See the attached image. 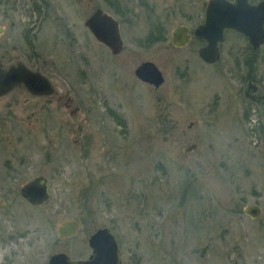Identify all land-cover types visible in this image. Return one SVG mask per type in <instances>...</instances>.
Returning a JSON list of instances; mask_svg holds the SVG:
<instances>
[{
	"label": "rangeland",
	"instance_id": "374dc122",
	"mask_svg": "<svg viewBox=\"0 0 264 264\" xmlns=\"http://www.w3.org/2000/svg\"><path fill=\"white\" fill-rule=\"evenodd\" d=\"M33 1L0 0V62L34 47L55 95L0 101V222L9 230L0 264H47L57 253L84 260L89 237L105 228L121 264H264V119L244 100L240 75L224 62L203 65L196 43L143 50L129 40V62L152 61L163 74L155 89L83 37L80 0H36L45 13L35 25ZM238 42L228 37L222 51ZM192 143L198 150L185 153ZM38 176L50 197L32 206L20 188ZM247 205L261 217L245 216ZM71 221L76 234L60 238Z\"/></svg>",
	"mask_w": 264,
	"mask_h": 264
},
{
	"label": "flooded vegetation",
	"instance_id": "af4514ba",
	"mask_svg": "<svg viewBox=\"0 0 264 264\" xmlns=\"http://www.w3.org/2000/svg\"><path fill=\"white\" fill-rule=\"evenodd\" d=\"M210 1L211 0H80V26L83 24V37H87V34L90 35L98 46L103 49L102 52L107 56L105 58H109L111 61L117 60L119 62L121 67H119L118 70L121 72H129L131 69L130 66L134 65V75L137 68H139L142 64L153 62L142 61L137 65L133 61L129 62V59H133L136 56L135 52L128 47V43L130 42L129 40L132 42L131 46H138L143 50H152L151 48L153 47L164 46L165 44H170L173 49H183L193 43L199 44L200 47L197 51V56L201 63L208 67H218L224 62L223 64L227 65L228 70L240 75L239 79H236H238L240 83L244 84V100L250 102L259 109L261 108L262 118L264 119V91L262 92L264 72L263 69L261 70L259 68H262L259 61H262L264 58V43L254 46L244 35L237 33L234 30H226L223 34V42L219 45V60L213 64H207L199 57V51L204 47V43L197 38L196 31L205 21V10ZM225 1L229 4H234L237 0ZM241 1V7H244L241 9V15L242 13H247V8L249 7H258L255 17L260 25L264 17V0ZM35 2L36 0L33 1L34 6L30 9L33 10V13L38 9ZM43 10L44 9L40 7L37 11L39 16L34 18V25L41 20V16L45 13ZM174 21H177V23L172 26L171 23ZM93 28L98 32V37L92 32ZM261 32V37L263 38V25L261 27ZM67 33L69 36L71 33L74 34L71 30H68ZM115 33H117V35L114 37ZM2 34L3 28L0 27V36H2ZM230 36L236 38L237 43H239V40H242L245 43L244 47H240L239 50L233 49L223 52L222 47L226 43L227 38ZM117 40H120L121 42L118 46L116 44ZM105 42L112 44L113 49H111V47H109V45ZM232 44L236 48L239 47L236 46V42H233ZM119 47L121 50L115 53V50ZM29 51L30 53L28 55ZM17 63L24 65L25 68L32 72L40 73L54 87L49 77L37 68L38 66H44V60H42V56L39 52L35 51L34 47H30L27 49L26 54L19 56V61L16 63L5 66L2 62H0V69L6 70ZM157 69L159 70L158 67ZM11 93L25 94L28 97L42 99H49L55 95V93H53V95L50 96L36 97L32 96L23 88H14L8 94L1 96L0 101ZM16 174V181L18 183L16 198L19 199V150ZM6 184V180H0V187ZM10 184L12 185V183ZM10 193L12 195V192ZM17 202V231L14 233V238L16 239L17 246H19V200H17ZM9 208L11 209V206ZM0 227H3L2 230H4L0 232V235L2 236V234H4L7 237L9 230L6 231L7 228L4 220H1ZM11 229L12 228H10V230ZM9 235L10 239H12L13 234ZM5 239L6 238H4V240Z\"/></svg>",
	"mask_w": 264,
	"mask_h": 264
},
{
	"label": "water",
	"instance_id": "95a60500",
	"mask_svg": "<svg viewBox=\"0 0 264 264\" xmlns=\"http://www.w3.org/2000/svg\"><path fill=\"white\" fill-rule=\"evenodd\" d=\"M241 4V0H237L234 4H229L225 0H211L208 3L205 10V21L196 31L197 38L204 43V47L199 51V57L203 62L213 64L219 60V45L223 42V34L226 30H234L244 35L254 46L264 43V36L261 37L264 17L262 22L258 20L261 22L259 25L255 17L258 7H249L247 13L241 15V9L244 8L241 7ZM92 32L98 37L99 34L96 29L93 28ZM116 35L117 33L114 37ZM105 43L113 49L112 44ZM120 43V40H117V46ZM120 50L119 47L115 53ZM135 76L140 81L155 88L160 87L164 82L161 72L153 63L142 64L137 68ZM14 88H23L36 97L50 96L55 93L54 87L44 76L28 70L19 63L6 70L0 69V97L8 94ZM191 127L192 124L187 128L190 129ZM198 148V144L192 143L187 146L184 152L192 153ZM20 195L33 206L43 205L50 197L47 180L43 177L32 179L23 185L20 189ZM243 213L251 219L257 220L261 217L262 210L257 205H247L243 209ZM77 230V222L71 221L60 227L58 234L61 238H68L75 235ZM88 244L92 249V255L85 261H71L65 254L60 253L52 255L47 264H121L119 244L115 235L108 229L98 230L90 237Z\"/></svg>",
	"mask_w": 264,
	"mask_h": 264
}]
</instances>
